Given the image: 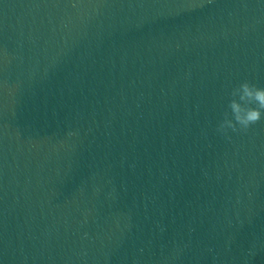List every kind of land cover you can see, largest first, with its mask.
I'll list each match as a JSON object with an SVG mask.
<instances>
[{
  "label": "clouds",
  "instance_id": "clouds-1",
  "mask_svg": "<svg viewBox=\"0 0 264 264\" xmlns=\"http://www.w3.org/2000/svg\"><path fill=\"white\" fill-rule=\"evenodd\" d=\"M228 110L218 123L216 131L231 140L229 130L246 133L253 125L264 119V87L243 81L230 92Z\"/></svg>",
  "mask_w": 264,
  "mask_h": 264
}]
</instances>
